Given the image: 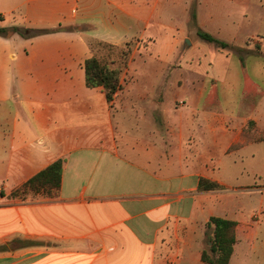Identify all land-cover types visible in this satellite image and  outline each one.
<instances>
[{"label": "crops", "instance_id": "crops-1", "mask_svg": "<svg viewBox=\"0 0 264 264\" xmlns=\"http://www.w3.org/2000/svg\"><path fill=\"white\" fill-rule=\"evenodd\" d=\"M14 26L0 264H206L211 216L235 222L228 264H264V0H0ZM92 39L133 44L111 101L86 84ZM57 159L55 196L13 195Z\"/></svg>", "mask_w": 264, "mask_h": 264}, {"label": "trees", "instance_id": "trees-1", "mask_svg": "<svg viewBox=\"0 0 264 264\" xmlns=\"http://www.w3.org/2000/svg\"><path fill=\"white\" fill-rule=\"evenodd\" d=\"M192 16L194 18V12ZM57 28L39 29L35 33L50 32ZM12 32L23 34L22 29L16 26L0 27V34L9 35ZM197 34L202 39L221 47L229 46L227 42L220 40L201 29L197 30ZM91 41H95L99 44H106L109 47L115 46L92 39L89 41L90 48ZM130 53L131 50L128 48L127 50L121 51L119 55L122 58V62L118 65L113 64L116 59H112L110 63L113 65H110L106 61L99 59L93 53L84 62L86 84L88 86H101L107 101H111L119 88V75L127 65ZM62 166V159H57L51 162L45 168L29 178L20 188L13 192V195L25 197L27 193L43 191L46 196H55L60 187ZM219 186L220 185L217 182L204 178L199 179L198 182V188L200 190L217 189ZM234 227L235 222L232 220L218 216L209 217L205 223V236L207 242H210V244L201 251V260L203 262L206 264H228L233 250V244L235 242Z\"/></svg>", "mask_w": 264, "mask_h": 264}, {"label": "rangeland", "instance_id": "rangeland-1", "mask_svg": "<svg viewBox=\"0 0 264 264\" xmlns=\"http://www.w3.org/2000/svg\"><path fill=\"white\" fill-rule=\"evenodd\" d=\"M131 44L132 43H127L125 45H119V46L117 45L114 47H109L106 44H99L95 41H91V49H92V54L94 53L99 59L106 61L110 65L113 64L118 65L122 62V58L119 54L121 53V51L127 50V48L131 50L133 47V44L132 46ZM112 59H116V61L113 64L110 63ZM261 184L264 185V181H262Z\"/></svg>", "mask_w": 264, "mask_h": 264}]
</instances>
